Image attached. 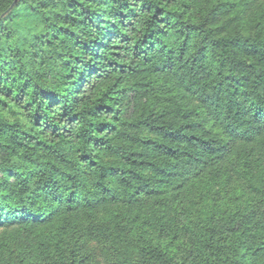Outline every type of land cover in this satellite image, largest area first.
<instances>
[{"label":"trees","instance_id":"obj_1","mask_svg":"<svg viewBox=\"0 0 264 264\" xmlns=\"http://www.w3.org/2000/svg\"><path fill=\"white\" fill-rule=\"evenodd\" d=\"M15 1L0 264H264L261 0Z\"/></svg>","mask_w":264,"mask_h":264},{"label":"rangeland","instance_id":"obj_2","mask_svg":"<svg viewBox=\"0 0 264 264\" xmlns=\"http://www.w3.org/2000/svg\"><path fill=\"white\" fill-rule=\"evenodd\" d=\"M264 11V0H261L257 7L253 9V12L254 13H261ZM233 192V191H232ZM237 192H233L232 195H235ZM221 199L223 200V198L221 197ZM222 209L219 210L220 213L218 214H214V217H216V219L218 220L219 217H221L222 213L224 212V208H225V204H223L222 206ZM207 214H203L202 215V218L204 219V216H206ZM213 224H217V221L216 220H213ZM94 244V247L96 248V252H95V258L97 259L98 263L99 264H107V257L104 255V251L102 249V246L105 248V242L104 241H97ZM179 262H182L183 259L182 258H178L177 259Z\"/></svg>","mask_w":264,"mask_h":264},{"label":"water","instance_id":"obj_3","mask_svg":"<svg viewBox=\"0 0 264 264\" xmlns=\"http://www.w3.org/2000/svg\"><path fill=\"white\" fill-rule=\"evenodd\" d=\"M16 1H17V0H16ZM16 1H15V2H16ZM15 2H14V4H15ZM14 4L12 5V7L14 6ZM12 7H11V8H12ZM9 10H10V9H9Z\"/></svg>","mask_w":264,"mask_h":264}]
</instances>
